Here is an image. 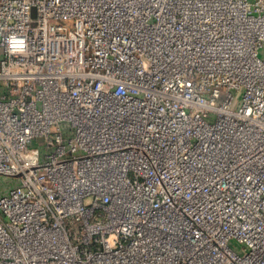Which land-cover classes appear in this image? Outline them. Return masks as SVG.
I'll return each mask as SVG.
<instances>
[{
  "label": "built area",
  "instance_id": "obj_1",
  "mask_svg": "<svg viewBox=\"0 0 264 264\" xmlns=\"http://www.w3.org/2000/svg\"><path fill=\"white\" fill-rule=\"evenodd\" d=\"M0 47V264H264V0H0Z\"/></svg>",
  "mask_w": 264,
  "mask_h": 264
},
{
  "label": "rangeland",
  "instance_id": "obj_2",
  "mask_svg": "<svg viewBox=\"0 0 264 264\" xmlns=\"http://www.w3.org/2000/svg\"><path fill=\"white\" fill-rule=\"evenodd\" d=\"M1 53H2V48L0 47V54H1ZM35 142H36L37 144H41L42 139L39 138V139H37Z\"/></svg>",
  "mask_w": 264,
  "mask_h": 264
}]
</instances>
